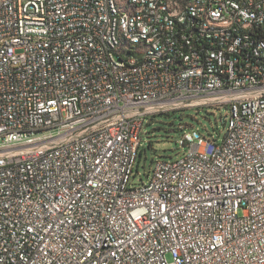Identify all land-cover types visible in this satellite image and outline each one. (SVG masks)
I'll return each mask as SVG.
<instances>
[{
    "label": "built area",
    "instance_id": "obj_1",
    "mask_svg": "<svg viewBox=\"0 0 264 264\" xmlns=\"http://www.w3.org/2000/svg\"><path fill=\"white\" fill-rule=\"evenodd\" d=\"M134 1L161 51L196 43L189 72L103 51L105 0L0 1V264H264V0L185 27L192 0ZM203 107H226L223 140L185 132L133 186L147 110Z\"/></svg>",
    "mask_w": 264,
    "mask_h": 264
},
{
    "label": "bare ground",
    "instance_id": "obj_2",
    "mask_svg": "<svg viewBox=\"0 0 264 264\" xmlns=\"http://www.w3.org/2000/svg\"><path fill=\"white\" fill-rule=\"evenodd\" d=\"M2 1V0H0ZM150 5H157L159 0H147ZM180 3H189V0H172ZM225 1V0H218ZM124 9L120 8L116 0H105L104 14L107 19V28H103V51L114 50L121 60L146 58L152 62H168L169 57L174 63L177 72H189L191 60L196 53L195 42H185L186 58L181 60L178 49H169V53L161 51L156 41L164 40L162 29L153 32L146 30L133 31L138 23V12L142 10V2L128 0ZM206 6V0H192V5H177V15L170 16V25L185 27V20L189 13H197L198 7ZM202 24L206 28L228 30V22H222L221 16H202ZM149 39H152L149 40ZM183 40H190V33H183ZM228 46L239 45V37H225ZM260 64L264 66V53L260 54ZM156 115V110H147V116Z\"/></svg>",
    "mask_w": 264,
    "mask_h": 264
},
{
    "label": "rangeland",
    "instance_id": "obj_3",
    "mask_svg": "<svg viewBox=\"0 0 264 264\" xmlns=\"http://www.w3.org/2000/svg\"><path fill=\"white\" fill-rule=\"evenodd\" d=\"M124 9L128 0H116ZM226 107H203L199 109H183L168 114L147 116L142 134L139 156L135 164L131 183L138 187L148 181L155 161H176L188 152V147L180 144L185 132L198 131L207 138H218L222 141L227 132ZM184 126V129H181Z\"/></svg>",
    "mask_w": 264,
    "mask_h": 264
},
{
    "label": "water",
    "instance_id": "obj_4",
    "mask_svg": "<svg viewBox=\"0 0 264 264\" xmlns=\"http://www.w3.org/2000/svg\"><path fill=\"white\" fill-rule=\"evenodd\" d=\"M225 121V120H224Z\"/></svg>",
    "mask_w": 264,
    "mask_h": 264
}]
</instances>
